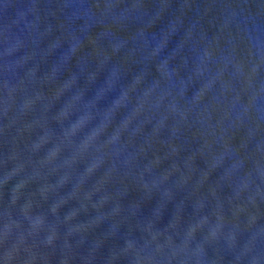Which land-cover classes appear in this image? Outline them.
Wrapping results in <instances>:
<instances>
[{
	"label": "water",
	"instance_id": "water-1",
	"mask_svg": "<svg viewBox=\"0 0 264 264\" xmlns=\"http://www.w3.org/2000/svg\"><path fill=\"white\" fill-rule=\"evenodd\" d=\"M0 264H264V0H0Z\"/></svg>",
	"mask_w": 264,
	"mask_h": 264
}]
</instances>
